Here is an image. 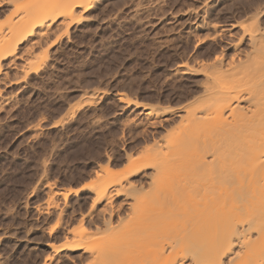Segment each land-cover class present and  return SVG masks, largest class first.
<instances>
[{
    "label": "rangeland",
    "instance_id": "rangeland-1",
    "mask_svg": "<svg viewBox=\"0 0 264 264\" xmlns=\"http://www.w3.org/2000/svg\"><path fill=\"white\" fill-rule=\"evenodd\" d=\"M253 29L264 34V0H97L33 49L42 59L36 58L38 69L23 73L19 59L4 67L0 264H39L50 251L45 242H60L71 229L89 231L79 215L91 192L73 190L96 182L100 165L110 167V180L132 161L166 152V140L182 125V108L206 85L199 63L247 51ZM258 41L246 63L253 64L246 68L253 77L243 74L250 83L264 71V40ZM133 220L126 216L113 228L119 239L132 234ZM91 231V239L103 236ZM57 259L52 264L78 263Z\"/></svg>",
    "mask_w": 264,
    "mask_h": 264
},
{
    "label": "bare ground",
    "instance_id": "bare-ground-1",
    "mask_svg": "<svg viewBox=\"0 0 264 264\" xmlns=\"http://www.w3.org/2000/svg\"><path fill=\"white\" fill-rule=\"evenodd\" d=\"M96 1L0 0V73L18 59L24 60L23 73L38 69L42 61L33 49L80 20ZM254 30L239 38H245L247 51L198 64L206 85L182 108V125L166 140V152L132 161L110 180V167L100 165L96 182L73 190L89 187L90 203L80 221L96 235L102 229L108 234L91 239L84 228H70L60 242H45L50 251L41 264L61 257L77 264H264V71L255 80L260 87L245 78L251 76L247 66L253 67L246 64L250 55L264 40ZM141 189L147 193L136 199ZM126 216L137 223L121 240L113 228Z\"/></svg>",
    "mask_w": 264,
    "mask_h": 264
}]
</instances>
